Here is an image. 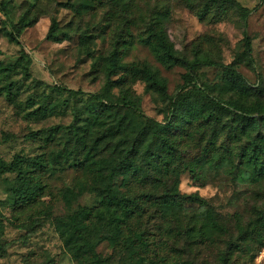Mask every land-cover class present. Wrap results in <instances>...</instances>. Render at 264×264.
Listing matches in <instances>:
<instances>
[{
  "label": "rangeland",
  "instance_id": "rangeland-1",
  "mask_svg": "<svg viewBox=\"0 0 264 264\" xmlns=\"http://www.w3.org/2000/svg\"><path fill=\"white\" fill-rule=\"evenodd\" d=\"M218 1L200 20L197 12L205 0H195L193 9L187 0H104L101 4L93 0H0V65L4 68L0 72V157L8 162L16 155L47 160L41 177L45 194L31 207H17L12 200L15 174L0 177V264H81L65 246L54 222L78 206H96L95 189L103 188L106 181L76 169L72 153L64 148H72L76 132L100 138L116 116L132 120L126 126L129 131L135 122L143 125V118L124 106H113L96 119L95 112L104 111L95 99L98 94L112 101L127 96L146 118L164 123L169 103L181 92L188 72L179 64L162 66L138 43L153 17H163L168 38L181 59L211 60L191 72L211 96L264 110V0ZM53 20L58 36H67L60 42L46 39ZM126 20L134 42L122 53L120 63H147L157 70L166 81L165 97L141 81L106 85L105 58L117 34L127 30ZM246 36L250 50L245 47ZM226 69L243 76L249 95L236 94ZM254 117L264 133L261 115ZM179 124L182 129L172 131L175 151L169 156V171L160 160L149 163L140 158V174L118 178L122 192L152 197L132 228H140L162 252L166 251V230L199 225L203 210H208L225 226L226 235L193 240L191 249L185 248L184 239V264H222V255L225 264H264V229L241 232L236 224L241 218L246 228L250 220L264 217V176L239 158L243 146L259 138L257 131L248 128L243 133L231 109H225L208 127L195 120ZM58 125L62 128L47 141L45 131ZM66 126H73L72 133ZM206 148L211 149L208 155ZM99 149L100 156L112 154L106 143ZM183 163L188 170L182 171ZM170 192L198 195L205 207L183 200L181 207H167L161 198ZM97 252L107 264H150V254L139 247L124 249L109 240L101 242Z\"/></svg>",
  "mask_w": 264,
  "mask_h": 264
},
{
  "label": "trees",
  "instance_id": "trees-1",
  "mask_svg": "<svg viewBox=\"0 0 264 264\" xmlns=\"http://www.w3.org/2000/svg\"><path fill=\"white\" fill-rule=\"evenodd\" d=\"M93 1L101 4L104 0ZM167 1L169 2V0ZM187 1L188 7L193 9L195 0ZM218 4V0H205L202 8L197 12V17L200 20L205 19ZM4 7L3 4L2 11L5 12ZM241 16L246 18L247 10L245 8L242 9ZM127 22L126 20L125 29L127 30L125 33L117 34L113 48L105 58L106 85L110 86L115 83L119 86H125L128 82L141 81L159 96L165 97L167 95L166 81L157 70L147 63H130L127 65L120 63L122 53L128 50L134 42V35L129 30ZM56 28L57 22L53 20L46 36L47 40L60 42L67 37L64 35L60 38ZM18 32L16 31V34ZM9 36L12 41L19 43L14 33H9ZM138 43L147 47L155 60L162 66L170 68L179 64L188 68V72L184 76V84L180 87L181 92L169 103L167 118L164 123L146 118L136 101L127 96L112 101L107 100L105 95L98 94L95 99L104 108V111L95 112L96 119H99L100 115L113 106H124L142 117L143 125L141 126L140 122L134 121L136 123L135 128L129 131L126 126H129L132 120H128L126 116H116L114 122L108 125L106 132L100 138L94 139L87 136L86 133L76 132L73 135L72 148L69 149V145L64 148V151L72 153V163L76 169L85 172L87 175H96L101 180L106 181L103 188L95 189V193L99 196L96 206H78L73 212L57 217L54 222L65 246L75 260L81 264H107V259L97 252V246L104 240H109L124 249L139 247L150 254V264H184L185 248L191 249L193 247L190 245L191 241H208L205 239L212 237L216 239L226 235L225 226L208 210H203L199 225L195 222V225L191 227L188 224L185 227L180 225L175 229L166 230V251L162 249V252L158 251L159 248L155 246L154 242L149 241L144 232L139 231L140 228L139 230L132 228L133 222L147 211L146 203L152 201V197L146 195L141 198L132 197L122 192L117 184L118 178L121 174L129 176L140 174L142 172L140 158L149 163L160 160L166 164V170L169 171V156H173L175 151V144L171 139L172 131L182 129L179 124L181 120L188 124L195 120L208 127L214 120H217L225 109H231L239 129L243 133L249 128L251 131H257L259 136V138L253 137L243 146L239 158L258 175L264 176V133L260 132L258 121L254 117L256 113L261 115L262 120H264V110L252 105H244L237 100L223 101L211 96L191 76L192 70L198 64L203 63V61L206 64H211V60L208 62L201 60L202 58H196L193 61L181 59L168 38L163 17H153L147 22L143 32L138 37ZM245 47L247 50L251 49L247 36L245 37ZM3 70L4 68L0 65V72ZM120 71L122 74L117 79L112 80V77L117 76ZM224 73L236 94L240 97L250 94L241 74L232 69H226ZM38 111L44 112L41 108ZM61 128L58 125L47 129L45 131L46 140L54 139ZM66 129L70 133L74 130L73 126H66ZM149 130L152 132L148 133ZM32 134L37 136L39 133ZM101 143H106L111 149V156H100L99 147ZM210 150V148H206L205 155H208ZM163 152L165 156H162ZM186 165L183 163L182 171L188 170ZM46 167L47 160L44 156L27 158L16 155L10 162L0 157V177L9 173L16 175L11 185L10 195L17 207H31L45 194L46 183L41 181V177ZM161 199L170 208L181 207L182 200L198 204L202 208L205 207V201L198 195L181 196L176 192H170ZM236 224H238V229L241 232H246L248 229L252 231L262 230L264 229L262 228L264 227V217L250 220L247 229L242 225L241 218L236 219ZM1 233L2 225H0V236ZM184 239L188 242L185 248L181 244ZM222 260V264H225L224 255H222Z\"/></svg>",
  "mask_w": 264,
  "mask_h": 264
}]
</instances>
